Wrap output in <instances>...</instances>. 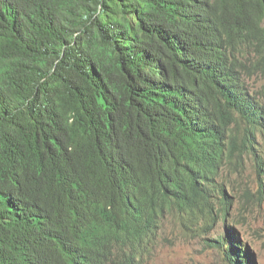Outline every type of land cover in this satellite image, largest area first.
<instances>
[{
    "label": "trees",
    "instance_id": "1",
    "mask_svg": "<svg viewBox=\"0 0 264 264\" xmlns=\"http://www.w3.org/2000/svg\"><path fill=\"white\" fill-rule=\"evenodd\" d=\"M263 77L264 0H0V264H142L168 216L253 264Z\"/></svg>",
    "mask_w": 264,
    "mask_h": 264
},
{
    "label": "rangeland",
    "instance_id": "2",
    "mask_svg": "<svg viewBox=\"0 0 264 264\" xmlns=\"http://www.w3.org/2000/svg\"><path fill=\"white\" fill-rule=\"evenodd\" d=\"M254 84L257 89H262L264 77L255 78ZM258 141V148L264 156V133L258 134ZM251 158L240 173L224 171L226 192L233 201L227 225L237 232L242 248L252 252L255 264H264V202L260 204L254 197L249 200L243 197L245 189L256 194L261 179ZM225 231L223 224H218L209 233H203L200 229L198 232L188 230L174 217L168 216L162 224L156 246L142 264H228L223 252L210 246Z\"/></svg>",
    "mask_w": 264,
    "mask_h": 264
},
{
    "label": "clouds",
    "instance_id": "3",
    "mask_svg": "<svg viewBox=\"0 0 264 264\" xmlns=\"http://www.w3.org/2000/svg\"><path fill=\"white\" fill-rule=\"evenodd\" d=\"M259 157H261V158H258V161H261V163H260V165H259V167L257 166V161H256V159H252L253 160V162H254V168H255V170H256V173H257V175L258 176H260L261 177V179H260V181H259V188H260V186L261 185H263L264 183V156L263 155H259ZM250 159V158H249ZM247 160L248 159H246V163H247ZM245 167H246V164L244 165V167H242V168H240L239 170H236V171H233L232 173H240V172H242V171H244V169H245ZM260 169V170H259ZM258 189V188H257ZM248 189H245L244 190V192H243V197L246 199V200H249L250 198L247 196V194H246V191H247ZM250 190V189H249ZM257 191V190H256ZM252 197H254L255 198V194H253V196ZM256 199V198H255ZM231 200H232V198H231ZM260 204L262 203V202H264V197L263 198H258V199H256ZM232 206H233V204H232ZM231 206V207H232ZM231 207H230V209H231ZM229 214H230V210H229ZM229 216V215H228ZM217 226V225H216ZM215 226V227H216ZM230 227H232V226H230ZM234 229V228H233ZM226 230V229H225ZM235 230V229H234ZM225 235V234H224ZM223 235V236H224ZM221 236V235H220ZM237 237H238V234H237ZM239 238V237H238ZM247 249V248H246ZM222 252H223V256H224V260L228 263V261L226 260V257H225V255H224V251L223 250H221ZM251 252V251H250ZM251 254H252V252H251ZM252 257H253V264H255V258H254V255L252 254ZM229 264V263H228ZM246 264H251V262H246Z\"/></svg>",
    "mask_w": 264,
    "mask_h": 264
},
{
    "label": "bare ground",
    "instance_id": "4",
    "mask_svg": "<svg viewBox=\"0 0 264 264\" xmlns=\"http://www.w3.org/2000/svg\"><path fill=\"white\" fill-rule=\"evenodd\" d=\"M239 239V238H238ZM240 241V240H239Z\"/></svg>",
    "mask_w": 264,
    "mask_h": 264
}]
</instances>
